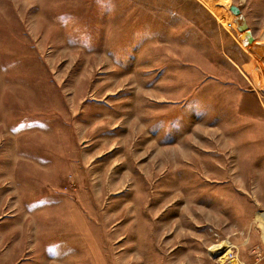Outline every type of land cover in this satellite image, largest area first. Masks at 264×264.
I'll use <instances>...</instances> for the list:
<instances>
[{
  "label": "rangeland",
  "instance_id": "1",
  "mask_svg": "<svg viewBox=\"0 0 264 264\" xmlns=\"http://www.w3.org/2000/svg\"><path fill=\"white\" fill-rule=\"evenodd\" d=\"M231 6L264 46V0H0V264H264Z\"/></svg>",
  "mask_w": 264,
  "mask_h": 264
},
{
  "label": "water",
  "instance_id": "2",
  "mask_svg": "<svg viewBox=\"0 0 264 264\" xmlns=\"http://www.w3.org/2000/svg\"><path fill=\"white\" fill-rule=\"evenodd\" d=\"M230 10L233 12L234 15H236V21L241 25V20L244 21V18L241 16V10L238 6H231ZM240 31L242 32L240 35V39L251 45L252 51H257L261 55L264 54V51L260 50L259 45L255 43V38L251 31H248L246 29L240 28Z\"/></svg>",
  "mask_w": 264,
  "mask_h": 264
},
{
  "label": "bare ground",
  "instance_id": "3",
  "mask_svg": "<svg viewBox=\"0 0 264 264\" xmlns=\"http://www.w3.org/2000/svg\"><path fill=\"white\" fill-rule=\"evenodd\" d=\"M238 25H239L240 28L245 29L244 28L245 22L243 20H241V25L239 23H238ZM258 45H259L260 50L264 51V46H262L261 44H258Z\"/></svg>",
  "mask_w": 264,
  "mask_h": 264
},
{
  "label": "crops",
  "instance_id": "4",
  "mask_svg": "<svg viewBox=\"0 0 264 264\" xmlns=\"http://www.w3.org/2000/svg\"><path fill=\"white\" fill-rule=\"evenodd\" d=\"M246 45H247V43H246ZM13 232H14L13 230H12V231H10V233H11V234H13Z\"/></svg>",
  "mask_w": 264,
  "mask_h": 264
}]
</instances>
